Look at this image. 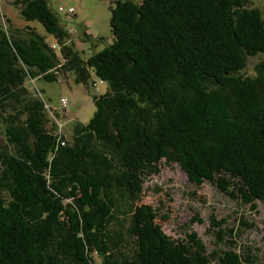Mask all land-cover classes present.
Returning <instances> with one entry per match:
<instances>
[{"label":"trees","instance_id":"obj_1","mask_svg":"<svg viewBox=\"0 0 264 264\" xmlns=\"http://www.w3.org/2000/svg\"><path fill=\"white\" fill-rule=\"evenodd\" d=\"M248 2L115 0L113 41L83 58L46 0L12 1L60 46L0 19V264H261L236 250L239 229L224 219L210 226L224 245L232 234L231 249L207 253L193 231L157 230L156 209L138 204L162 160L195 185L264 203V15ZM67 72L108 89L64 134L26 82Z\"/></svg>","mask_w":264,"mask_h":264},{"label":"rangeland","instance_id":"obj_2","mask_svg":"<svg viewBox=\"0 0 264 264\" xmlns=\"http://www.w3.org/2000/svg\"><path fill=\"white\" fill-rule=\"evenodd\" d=\"M13 0H0V19L4 24L9 19L13 27L31 26L44 37L48 44H54L56 51L59 44L55 37L48 33L39 21H27L19 14L12 4ZM59 23L69 33L67 43L86 58L100 51L113 41L110 29V6L115 0H46ZM248 7H256L264 15L263 0H248ZM73 8V12L60 11L59 8ZM85 30V31H84ZM83 31L90 35V40L84 38ZM259 57L251 58V64ZM250 64V65H251ZM94 84L84 85L74 81V74H58L56 81L44 79H28V89L35 92L51 110L58 123V131L70 133V127L75 122L87 123L93 116L95 105L94 95L107 91L108 83L100 82L91 72ZM65 99L66 105L60 102ZM159 172L147 176L143 182L139 205H150L156 209L155 224L157 230L163 231L175 240L185 239L186 234L195 232L201 239L207 253L220 248H230L232 234L226 236L228 242L224 245L218 242L210 226V218L224 219L223 228L238 227L236 238L237 251H248L255 260L264 264V203L255 200L252 204H243L221 192L214 183L204 181L195 185L189 181L187 174L175 162L161 161ZM201 220V222L198 221ZM251 223L250 228L240 227L239 221ZM245 253V252H244Z\"/></svg>","mask_w":264,"mask_h":264},{"label":"built area","instance_id":"obj_3","mask_svg":"<svg viewBox=\"0 0 264 264\" xmlns=\"http://www.w3.org/2000/svg\"><path fill=\"white\" fill-rule=\"evenodd\" d=\"M59 10H60V11H63V10H64V11H66V12H70V13L73 12V8H72V7H69V8H67L66 10L60 7ZM52 48L55 49V45H54V44L52 45ZM60 102H61V104H62L63 106L66 105V101H65V99H61Z\"/></svg>","mask_w":264,"mask_h":264}]
</instances>
